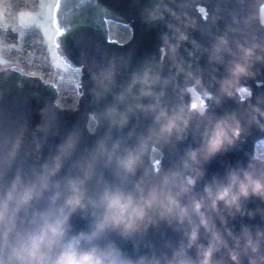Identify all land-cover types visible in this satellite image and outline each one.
Here are the masks:
<instances>
[{
  "label": "clouds",
  "instance_id": "clouds-1",
  "mask_svg": "<svg viewBox=\"0 0 264 264\" xmlns=\"http://www.w3.org/2000/svg\"><path fill=\"white\" fill-rule=\"evenodd\" d=\"M176 32V42L164 35L161 61L134 71L128 83L114 94L117 103L102 114H91L90 133L95 134L102 118L109 121V132L79 158L73 159L81 144L76 131L69 132L46 159L42 154L52 132L50 124L37 125L36 131L45 136L41 139L34 133V147L27 150L26 128L14 136L0 132V264H264V229L253 231L245 225L237 233L228 226L229 216L244 214L245 200L252 196L264 199V160L254 158L247 168L230 171L226 180L214 177L201 193L195 191L204 175L202 162L233 144L243 125L235 112L216 117L210 115L207 104L169 106L164 102L169 86L180 88L177 78L181 74L197 85L203 84L202 76L196 75L191 63L186 68L180 56L181 43L189 39L187 32L180 28ZM192 43L197 49L201 47L195 40ZM236 49L242 58L228 64L219 95L204 89L217 103L222 96L235 95L239 78L249 74L253 58L264 60L259 54L264 52V44L255 38L250 44L237 41ZM205 51L210 61L219 63L224 62L225 53L237 55L227 34L216 36ZM165 57L175 69L168 75L163 72ZM116 75L114 64L94 74L97 99L112 92ZM146 98L150 102L145 103ZM138 111L152 115L147 132L130 146H125L123 138L112 140L111 129L123 128ZM254 112L264 115L258 106ZM259 115L254 114L252 120L259 123ZM194 117L207 119L203 142L189 148L178 166L163 169V147L174 140L182 141ZM69 161L75 171L65 173ZM113 166L120 178L117 184L109 182L104 173ZM76 213L92 217L90 231H72ZM160 221L175 224L185 238L170 257L132 259L111 243L97 242L109 232L130 237Z\"/></svg>",
  "mask_w": 264,
  "mask_h": 264
},
{
  "label": "water",
  "instance_id": "water-1",
  "mask_svg": "<svg viewBox=\"0 0 264 264\" xmlns=\"http://www.w3.org/2000/svg\"><path fill=\"white\" fill-rule=\"evenodd\" d=\"M263 7L264 0H57L54 8L55 51L70 67L82 72L81 87L78 83L81 95L77 105L74 108L61 107L57 102V86L41 76L27 73L19 65L2 68L0 132L14 136L26 128L27 150L34 147L31 143L34 133L41 139L45 136L44 132L36 131L37 125L50 124L52 132L48 134L42 154L46 159L56 151V145L69 132L76 131L81 135V144L73 159L79 158L86 148L94 146L98 139L109 132V121L102 118L98 130L91 134V114H102L106 107L117 103L114 94L128 83L134 71L161 61L164 56V35L167 34L176 42L179 35L176 28H180L189 36L187 41L181 43L180 56L186 62V68L191 63L196 75L202 76L203 84L197 85L194 79L181 74L177 78L180 88L174 90L169 86L164 102L169 106L176 103H191L195 106L194 92L203 100V105L209 106L210 115L219 117L235 112L243 125V131L233 144L225 145L220 152L202 162L204 175L195 185V191L201 193L205 184L212 182L214 177L226 180L233 169L247 168L254 158L264 160L256 156L257 143L264 139V115L254 112L255 106L264 110V60L253 58L249 74L239 78L234 89L235 95L222 96L217 103L215 98L208 97L204 92L206 88L219 95L220 80L228 74V64L242 58V53L236 49L237 41L250 44L255 38L264 44ZM110 23L129 27L131 37L125 42L112 39ZM222 34L228 35L237 55L225 53L223 63L210 61L205 49H210L215 37ZM193 40L201 46L199 49L192 43ZM259 54L264 55V52ZM163 63L164 75H168L170 70L175 71L169 58L165 57ZM113 64L117 70L113 90L102 99H97L94 74ZM243 90L246 94L242 93ZM144 102H150L149 98ZM254 114L259 115V123L252 120ZM206 123V118L194 117L182 141L174 140L172 144L163 147V155L160 157L163 169L178 166L189 148L201 145ZM151 124L152 115L138 111L131 115L126 126L111 129L112 140L123 138L125 146L134 145L139 135L146 133ZM131 132L135 134L129 136ZM31 159L34 160V156ZM71 162L66 164L65 173L75 171L69 167ZM145 164H148L147 157ZM104 173L109 182L120 183L114 166L104 169ZM138 176L139 173L136 178ZM127 187L131 188V184ZM244 209V214L237 213L234 218L229 216L228 226L237 233L245 225L253 231L264 229V199L252 196L244 201ZM72 225L74 233L90 231L92 217L76 213ZM184 239L182 229L177 230L175 224L160 221L145 232L130 237L109 232L97 242L103 245L111 243L126 256L139 259L141 256L153 255L163 258L165 254L170 257L173 249Z\"/></svg>",
  "mask_w": 264,
  "mask_h": 264
},
{
  "label": "rangeland",
  "instance_id": "rangeland-1",
  "mask_svg": "<svg viewBox=\"0 0 264 264\" xmlns=\"http://www.w3.org/2000/svg\"><path fill=\"white\" fill-rule=\"evenodd\" d=\"M57 0H0V69L20 64V53L24 49L29 31L41 33L48 49L54 50L56 28L54 8ZM264 22V7L261 10ZM129 28V27H128ZM122 25L110 23V37L125 42L131 37V30L123 36ZM246 94L245 91H242ZM194 98L200 104L199 97ZM93 123L90 124V128ZM264 158V140L258 150Z\"/></svg>",
  "mask_w": 264,
  "mask_h": 264
},
{
  "label": "built area",
  "instance_id": "built-area-1",
  "mask_svg": "<svg viewBox=\"0 0 264 264\" xmlns=\"http://www.w3.org/2000/svg\"><path fill=\"white\" fill-rule=\"evenodd\" d=\"M20 57L19 66L27 73L41 76L45 81L54 83L58 90L62 84H68L74 88L77 96L80 97L81 92H79L78 83H80L81 87V70L70 67L64 60L59 58L55 48L50 50L47 45L43 50L24 48L20 53ZM263 140L257 143L256 156L258 157H260L258 150Z\"/></svg>",
  "mask_w": 264,
  "mask_h": 264
},
{
  "label": "trees",
  "instance_id": "trees-1",
  "mask_svg": "<svg viewBox=\"0 0 264 264\" xmlns=\"http://www.w3.org/2000/svg\"><path fill=\"white\" fill-rule=\"evenodd\" d=\"M123 31L121 32L125 36L129 28L122 25ZM46 44L43 42L41 33L37 30H31L28 33L24 48H34L43 50ZM79 97L77 96L74 88L68 84H62L59 88L58 103L64 108H72L78 102ZM93 123V122H91Z\"/></svg>",
  "mask_w": 264,
  "mask_h": 264
},
{
  "label": "flooded vegetation",
  "instance_id": "flooded-vegetation-1",
  "mask_svg": "<svg viewBox=\"0 0 264 264\" xmlns=\"http://www.w3.org/2000/svg\"><path fill=\"white\" fill-rule=\"evenodd\" d=\"M194 92H193V98H194ZM197 95V94H196ZM198 96V95H197ZM199 97V96H198ZM199 99H200V97H199ZM194 100H195V102H196V104H198V102H197V100L194 98ZM200 104L201 105H203V100L202 99H200Z\"/></svg>",
  "mask_w": 264,
  "mask_h": 264
}]
</instances>
